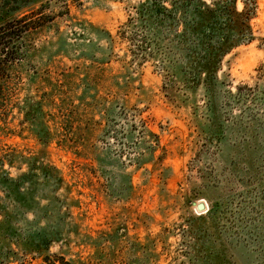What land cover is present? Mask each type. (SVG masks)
Instances as JSON below:
<instances>
[{
  "label": "rangeland",
  "instance_id": "374dc122",
  "mask_svg": "<svg viewBox=\"0 0 264 264\" xmlns=\"http://www.w3.org/2000/svg\"><path fill=\"white\" fill-rule=\"evenodd\" d=\"M144 1L68 0L71 17H56L21 67V97L35 64L40 84L55 83L44 91L70 108L77 147L45 148L27 130L18 135L13 115L0 121V155L44 151L63 178L60 187L43 176L22 184L25 163L3 166L16 185L0 181V264H45L54 255L92 264H264V0L249 21L252 39L220 61L213 53L206 68L180 27L156 29L142 17ZM49 6L45 13L64 10L62 0ZM231 16L222 33L216 28L222 39L235 36ZM91 64L98 80L88 88ZM64 72L79 77L68 85Z\"/></svg>",
  "mask_w": 264,
  "mask_h": 264
},
{
  "label": "trees",
  "instance_id": "16d2710c",
  "mask_svg": "<svg viewBox=\"0 0 264 264\" xmlns=\"http://www.w3.org/2000/svg\"><path fill=\"white\" fill-rule=\"evenodd\" d=\"M67 1L62 0L64 10H60L56 14H48L45 12L50 8V0H1L0 121L6 123L8 117L13 115L14 119L17 118L19 120L20 131L18 135L22 136L23 132L27 130L29 135L45 148L56 142L59 146L72 150L77 147L69 136L74 131L72 112L70 108L67 109L65 102L57 103L51 91H44L45 87H53L55 83L49 77L46 78V86L40 84L41 80L39 82L37 77L39 71L36 64L33 67V74L30 75L27 83L28 87L24 88L26 94L23 97L19 96V85L22 80L21 67L32 56V53L39 49L35 45L38 37L43 35L48 28L53 27L56 17L64 15L71 17L70 4ZM73 1L77 2L78 0ZM242 1L245 4V8L240 12L236 10L237 0H215L212 4H207L203 0H145L139 7L141 6L140 10L144 11L142 17L146 18L149 23H155L153 28L157 29L163 24H173L180 27L179 29H182V39L188 38L195 42L197 53L201 52L202 67L206 68L212 61L213 53H215V56L217 54V61H220L222 56L238 44V41L252 39L249 21L256 15L257 0ZM231 13L235 14L237 22L232 30L234 35L239 37L235 38V36H232L222 39L217 36L216 28H219L220 33H222L226 27H229L234 21ZM241 18L245 23L243 22L242 24L240 22L241 25L239 26L242 28L239 29L237 24ZM89 25L91 26L92 24ZM56 31L59 33V29H56ZM106 34V39L109 43V55H111L115 38L108 31ZM118 34L123 38L124 34L121 31ZM212 43L218 45L215 52L214 50L209 52L211 45L213 46ZM111 61L108 56L98 62L103 66ZM92 65L94 66V64H91L85 67L87 71L82 81L86 83V87L91 84V81L94 83L98 80L95 76L91 77ZM75 76L78 78V73L64 72L63 79L66 84L70 85L73 81L72 78H75ZM34 89L36 92L31 95ZM52 107L57 109V112H51ZM59 117H62L65 122L63 121L59 124L57 120ZM9 149H11L10 152L0 155V181H9L12 182L13 186L16 185V180L9 176V172L3 166L7 163L10 167H13L15 163H20L18 166L20 167L25 163L28 169L20 174V182L22 184H25L27 180L38 179L39 176H43L53 180L56 186L60 187V182H63V178L58 176L60 170L52 163L46 162L44 159L46 152L39 151L35 155L29 154L25 156L23 152L18 151L16 148ZM74 153L77 152L74 151ZM16 189L17 191L20 189L18 184ZM19 194L23 193L19 192ZM1 211L0 213H3V210ZM42 239L43 248H49L52 240L46 237V233ZM54 256L55 258L45 257L44 263L92 264L89 259L66 260L65 257Z\"/></svg>",
  "mask_w": 264,
  "mask_h": 264
},
{
  "label": "water",
  "instance_id": "95a60500",
  "mask_svg": "<svg viewBox=\"0 0 264 264\" xmlns=\"http://www.w3.org/2000/svg\"><path fill=\"white\" fill-rule=\"evenodd\" d=\"M204 207H205V204L204 203H198L197 204V209L198 210H202Z\"/></svg>",
  "mask_w": 264,
  "mask_h": 264
},
{
  "label": "bare ground",
  "instance_id": "6f19581e",
  "mask_svg": "<svg viewBox=\"0 0 264 264\" xmlns=\"http://www.w3.org/2000/svg\"><path fill=\"white\" fill-rule=\"evenodd\" d=\"M202 203V202H201ZM207 209V206H205L202 210H200V211H205Z\"/></svg>",
  "mask_w": 264,
  "mask_h": 264
}]
</instances>
